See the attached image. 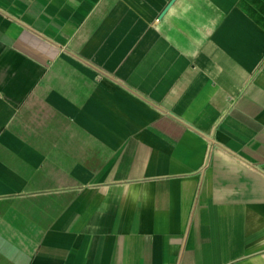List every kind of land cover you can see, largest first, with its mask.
I'll use <instances>...</instances> for the list:
<instances>
[{
	"label": "crops",
	"instance_id": "obj_1",
	"mask_svg": "<svg viewBox=\"0 0 264 264\" xmlns=\"http://www.w3.org/2000/svg\"><path fill=\"white\" fill-rule=\"evenodd\" d=\"M0 0V264H264V0Z\"/></svg>",
	"mask_w": 264,
	"mask_h": 264
},
{
	"label": "water",
	"instance_id": "obj_2",
	"mask_svg": "<svg viewBox=\"0 0 264 264\" xmlns=\"http://www.w3.org/2000/svg\"><path fill=\"white\" fill-rule=\"evenodd\" d=\"M174 0H171L170 3L168 5H170Z\"/></svg>",
	"mask_w": 264,
	"mask_h": 264
}]
</instances>
